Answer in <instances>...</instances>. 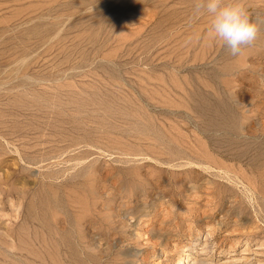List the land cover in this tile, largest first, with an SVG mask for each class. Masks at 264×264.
Returning <instances> with one entry per match:
<instances>
[{
    "label": "rangeland",
    "instance_id": "rangeland-1",
    "mask_svg": "<svg viewBox=\"0 0 264 264\" xmlns=\"http://www.w3.org/2000/svg\"><path fill=\"white\" fill-rule=\"evenodd\" d=\"M194 3L0 0V264H264V0Z\"/></svg>",
    "mask_w": 264,
    "mask_h": 264
},
{
    "label": "clouds",
    "instance_id": "clouds-1",
    "mask_svg": "<svg viewBox=\"0 0 264 264\" xmlns=\"http://www.w3.org/2000/svg\"><path fill=\"white\" fill-rule=\"evenodd\" d=\"M194 10L209 17V31L231 56L239 55L258 37L259 28L249 18L240 0H195Z\"/></svg>",
    "mask_w": 264,
    "mask_h": 264
},
{
    "label": "bare ground",
    "instance_id": "bare-ground-1",
    "mask_svg": "<svg viewBox=\"0 0 264 264\" xmlns=\"http://www.w3.org/2000/svg\"><path fill=\"white\" fill-rule=\"evenodd\" d=\"M190 261L191 260H189L187 256H184L177 262V264H191Z\"/></svg>",
    "mask_w": 264,
    "mask_h": 264
}]
</instances>
